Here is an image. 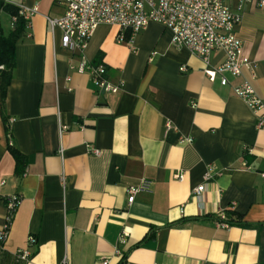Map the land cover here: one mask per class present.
I'll use <instances>...</instances> for the list:
<instances>
[{
    "label": "crops",
    "instance_id": "obj_1",
    "mask_svg": "<svg viewBox=\"0 0 264 264\" xmlns=\"http://www.w3.org/2000/svg\"><path fill=\"white\" fill-rule=\"evenodd\" d=\"M238 1L227 5L240 13L235 32L254 77L245 71L225 87L208 81L202 61L175 48L159 24L131 45L101 25L82 55L104 65L110 84L122 83L116 93L77 72L82 55L50 28L47 20L64 14L62 0L2 1L37 13L25 20L0 104V228L3 198L21 197L0 264H264V127L232 92L247 81L264 100V6L251 0L239 9ZM223 60L216 52L211 66ZM143 182L128 205L127 189ZM27 247L29 260L16 262Z\"/></svg>",
    "mask_w": 264,
    "mask_h": 264
},
{
    "label": "built area",
    "instance_id": "obj_2",
    "mask_svg": "<svg viewBox=\"0 0 264 264\" xmlns=\"http://www.w3.org/2000/svg\"><path fill=\"white\" fill-rule=\"evenodd\" d=\"M7 2V0H2ZM232 0H62L64 14L57 19H48L51 29L58 28L62 34V46L68 51H76L83 54L96 29L101 25L115 26L118 33L115 37L117 44L131 45L134 37L144 30L150 23H156L171 33V43L177 49L185 48L192 56L199 58L203 63V74L208 81L213 82L219 78L220 85H230L228 77L241 78L245 71L253 75V63L243 53V45L238 38L235 29L240 23V13L230 10L227 3ZM251 0H239V9ZM257 6H264V0L257 2ZM18 15L24 20L37 13V8L18 6ZM16 16L11 18V24L16 22ZM28 25V24H27ZM216 52H222L224 60L216 67L211 66V56ZM156 53L150 55V59ZM2 66H0V70ZM181 72L186 69L182 67ZM77 72L86 73L96 87L105 93H116L122 87L110 84L105 78L103 64L96 66L88 63L83 55ZM233 94L242 100L256 117L257 127H264V100L254 91L252 86L243 81L232 86ZM169 124L167 127L169 128ZM65 128H61L64 130ZM182 143H191L190 139ZM11 146V141H9ZM91 154L98 156L99 150L90 147ZM181 181L182 174L174 176ZM211 178L207 172L204 181ZM1 186L4 182H1ZM145 182L139 187L127 189V204L130 205L137 193L146 189ZM203 185L193 189V194L200 197ZM21 203L19 195H10L3 198L4 218L0 228V243L6 241L18 206ZM219 226L227 228L226 223ZM128 234L122 232L119 236V245H125ZM33 243L31 237L27 240V246ZM27 248L18 249L15 252V261L26 263L30 258ZM115 255L121 257V251L116 249ZM61 264H67L65 260ZM100 264H108L103 260Z\"/></svg>",
    "mask_w": 264,
    "mask_h": 264
},
{
    "label": "trees",
    "instance_id": "obj_3",
    "mask_svg": "<svg viewBox=\"0 0 264 264\" xmlns=\"http://www.w3.org/2000/svg\"><path fill=\"white\" fill-rule=\"evenodd\" d=\"M1 13H6L12 17L16 16L17 18L16 22L12 24V29L7 35H4L0 25V66H2V69L0 70V104L2 109L15 66V45L25 33L27 23L23 17L18 15V9L16 7L8 5L0 0V14ZM9 149L17 166H22L24 162L22 155L10 147Z\"/></svg>",
    "mask_w": 264,
    "mask_h": 264
},
{
    "label": "rangeland",
    "instance_id": "obj_4",
    "mask_svg": "<svg viewBox=\"0 0 264 264\" xmlns=\"http://www.w3.org/2000/svg\"><path fill=\"white\" fill-rule=\"evenodd\" d=\"M0 25L5 30H7L10 27L8 15L2 14L1 19H0Z\"/></svg>",
    "mask_w": 264,
    "mask_h": 264
}]
</instances>
